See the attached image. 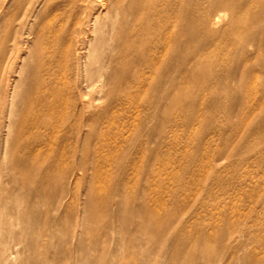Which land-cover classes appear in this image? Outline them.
Wrapping results in <instances>:
<instances>
[{"label":"rangeland","instance_id":"rangeland-1","mask_svg":"<svg viewBox=\"0 0 264 264\" xmlns=\"http://www.w3.org/2000/svg\"><path fill=\"white\" fill-rule=\"evenodd\" d=\"M234 2L232 12L242 5ZM243 2L249 11L264 7V0ZM81 7L79 0H0V122L7 114L8 137L19 134L12 124L24 116L16 105L29 84L56 72ZM40 58L46 66L36 71ZM72 59L59 75L67 95L77 72ZM263 88L247 81L238 97L161 102L108 87L107 103L89 104L92 128L80 136L86 147L76 148L77 134L66 132L65 153L75 148L76 155L56 167L57 176L45 165L39 175L18 173L9 160L1 166L0 264H264V97L245 95ZM115 94L120 99L111 103ZM82 158L84 172L77 170Z\"/></svg>","mask_w":264,"mask_h":264},{"label":"bare ground","instance_id":"bare-ground-1","mask_svg":"<svg viewBox=\"0 0 264 264\" xmlns=\"http://www.w3.org/2000/svg\"><path fill=\"white\" fill-rule=\"evenodd\" d=\"M79 1L82 7L67 32L69 43L59 53L56 72L34 78L16 105L24 112L12 124L18 126L19 134L13 138L6 135L7 114L0 122L5 133L0 139V168L4 173L7 168L1 166L9 160L18 173L39 175L45 165V173L57 176L56 167L76 155L75 148L66 154L65 148H70L66 132L77 134L76 148L86 147V136H80L84 129L92 128L87 123L89 104L107 103L106 89L111 86L123 87L125 93L135 90L126 96L131 100L140 91L142 98L156 94L161 102L170 97H238L241 84L247 81L252 85L258 81L264 87V7L258 3V12L249 11L239 0L242 5L232 12L235 0H114L112 5H106L105 0ZM227 11L230 15L224 22ZM58 41L53 37L52 47L56 48ZM248 47L252 51L248 52ZM77 50L82 52L76 54ZM55 54L56 50L52 57ZM73 56L77 72L71 82L73 92L67 95L60 76L63 62ZM9 60L10 56L3 60L2 75ZM45 66L40 58L36 71ZM78 70L84 74L79 75ZM184 84L195 89H179ZM209 85H222L226 90L201 92ZM171 87L179 89L175 96L168 92ZM245 95L264 97V88L248 90ZM119 99L115 94L111 103ZM97 112L92 110L91 116ZM9 144L14 151L8 152ZM80 161L77 170L84 172L83 158ZM52 180L42 179L48 186ZM156 226L161 228V224Z\"/></svg>","mask_w":264,"mask_h":264}]
</instances>
